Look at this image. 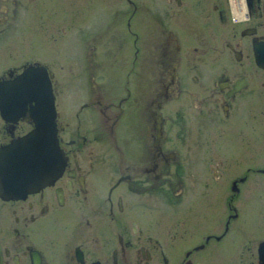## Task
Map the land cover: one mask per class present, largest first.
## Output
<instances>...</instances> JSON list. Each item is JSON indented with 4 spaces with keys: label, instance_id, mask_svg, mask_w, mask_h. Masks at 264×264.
I'll return each instance as SVG.
<instances>
[{
    "label": "flooded vegetation",
    "instance_id": "1",
    "mask_svg": "<svg viewBox=\"0 0 264 264\" xmlns=\"http://www.w3.org/2000/svg\"><path fill=\"white\" fill-rule=\"evenodd\" d=\"M59 1L0 0V148L31 77L61 154L0 184V264H264V0Z\"/></svg>",
    "mask_w": 264,
    "mask_h": 264
},
{
    "label": "water",
    "instance_id": "2",
    "mask_svg": "<svg viewBox=\"0 0 264 264\" xmlns=\"http://www.w3.org/2000/svg\"><path fill=\"white\" fill-rule=\"evenodd\" d=\"M27 83L29 90H33L34 95H39V98L34 100L33 109L42 110L39 116L42 119L37 122L36 129L21 140L0 148V184L11 182V189H4L13 192L29 190L40 183V172L48 171L40 169V166L45 168L52 160L55 162L61 157L57 146L53 119L55 108L49 80H45L41 87L40 84L37 86V82L31 77ZM34 95L28 98L29 103L32 98H36ZM1 188L4 190L3 186Z\"/></svg>",
    "mask_w": 264,
    "mask_h": 264
},
{
    "label": "rangeland",
    "instance_id": "3",
    "mask_svg": "<svg viewBox=\"0 0 264 264\" xmlns=\"http://www.w3.org/2000/svg\"><path fill=\"white\" fill-rule=\"evenodd\" d=\"M63 1V2H62ZM67 0H60L59 1V3L58 4H56V8H57V11H54V14H55V17H57V19H58V22H60V19H61V15L60 14H62V13H68V12H70L71 11V9H69V6L67 5V3H64V2H66ZM108 1H110V0H107L106 2H107V4H113L115 1L114 0H112V1H110V2H108ZM68 2V1H67ZM31 43L32 44H34V45H36V43H37V41H36V39H33L32 41H31ZM29 50H30V48H28ZM33 49H35L34 47H33ZM256 202V200H254L252 203H253V207H255V203Z\"/></svg>",
    "mask_w": 264,
    "mask_h": 264
},
{
    "label": "bare ground",
    "instance_id": "4",
    "mask_svg": "<svg viewBox=\"0 0 264 264\" xmlns=\"http://www.w3.org/2000/svg\"><path fill=\"white\" fill-rule=\"evenodd\" d=\"M16 91V90H15ZM56 123V122H55ZM59 143V142H58ZM56 167V166H55ZM59 168V167H58ZM46 173V172H45Z\"/></svg>",
    "mask_w": 264,
    "mask_h": 264
}]
</instances>
